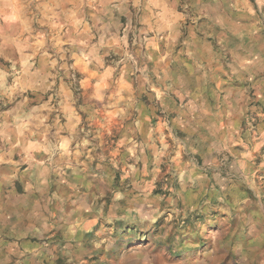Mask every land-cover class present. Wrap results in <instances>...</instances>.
Returning a JSON list of instances; mask_svg holds the SVG:
<instances>
[{
    "label": "rangeland",
    "instance_id": "rangeland-1",
    "mask_svg": "<svg viewBox=\"0 0 264 264\" xmlns=\"http://www.w3.org/2000/svg\"><path fill=\"white\" fill-rule=\"evenodd\" d=\"M97 1L0 0V135L28 130L15 166L55 213L21 264H264V0L237 10L243 35L220 53L236 67L189 95L179 66L152 60L143 0L107 21ZM111 91L123 122L100 109Z\"/></svg>",
    "mask_w": 264,
    "mask_h": 264
},
{
    "label": "crops",
    "instance_id": "crops-1",
    "mask_svg": "<svg viewBox=\"0 0 264 264\" xmlns=\"http://www.w3.org/2000/svg\"><path fill=\"white\" fill-rule=\"evenodd\" d=\"M127 1L136 5L141 2L140 0L97 1L108 5L107 12L100 11L101 21H107L109 17L119 19V14L114 12L116 9L112 8V5L115 2ZM246 2V0H143L138 18L139 31L150 35L148 48L152 53L154 64L164 71L171 69L174 63L175 66H179L186 82L184 92L188 95L203 84L218 82L221 75L226 74V62L223 61L226 56L221 54L231 52L230 37L237 38L243 35L244 30L234 21L237 10H243L241 5L247 4ZM100 30L104 36H108V41L113 40L116 35L112 28L105 30L104 27H100ZM115 43L120 44L121 41L117 40ZM235 60L238 59L235 58L226 64L230 67L232 63V67H236ZM239 60L241 66H248L249 60L246 56L239 57ZM103 78V83H108L110 80L107 75ZM99 98L110 99L112 102L109 103L114 106L100 108L102 112L107 116L117 115L123 122L126 112H129L125 107L124 92H102L97 99ZM71 99L72 97L66 99L63 110L67 120L64 131L67 133L66 135L59 133V136H55L58 143L63 142L62 146L66 145L67 141L68 145L71 144L70 140L71 137L73 139L78 123L74 112L76 109L74 103L70 102ZM120 101H124L122 105L119 104ZM135 121L139 120H134L133 124ZM144 121L146 122V119ZM1 128L4 134L0 135L2 138L0 144L6 146L7 150L0 156V264H21L25 259L24 256L30 254L28 249L30 247L33 249L46 234L55 213L53 206L50 208L40 202L41 194L45 189L38 187L39 177L33 175V181L25 186L22 179L23 171L15 166L12 149L16 153L30 146L32 142L26 133L28 130L25 131L23 128L19 130L20 133L8 136L4 126ZM58 130L61 132L60 129ZM64 160L71 162L72 155L68 154ZM52 197L55 199L54 192ZM81 210L88 211L86 208Z\"/></svg>",
    "mask_w": 264,
    "mask_h": 264
}]
</instances>
